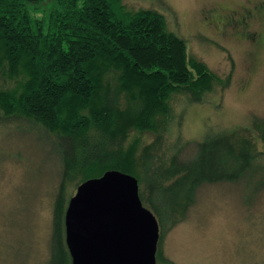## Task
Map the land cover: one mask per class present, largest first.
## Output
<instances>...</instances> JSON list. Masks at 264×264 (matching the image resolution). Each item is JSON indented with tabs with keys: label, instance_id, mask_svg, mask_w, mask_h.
I'll return each mask as SVG.
<instances>
[{
	"label": "trees",
	"instance_id": "1",
	"mask_svg": "<svg viewBox=\"0 0 264 264\" xmlns=\"http://www.w3.org/2000/svg\"><path fill=\"white\" fill-rule=\"evenodd\" d=\"M37 1L0 0V123L39 130L58 154L49 264H71L66 185L107 169L134 175L142 203L167 228L185 218L202 184L264 188L263 116L207 127L191 152L179 134L166 143L172 120L183 118L175 96L200 102L219 78L188 56L162 13L121 0H49L38 15ZM131 129L153 136L137 149L138 140L126 143Z\"/></svg>",
	"mask_w": 264,
	"mask_h": 264
},
{
	"label": "rangeland",
	"instance_id": "2",
	"mask_svg": "<svg viewBox=\"0 0 264 264\" xmlns=\"http://www.w3.org/2000/svg\"><path fill=\"white\" fill-rule=\"evenodd\" d=\"M121 2L129 10L162 13L167 29L184 39L188 56L219 78L200 102L175 96L183 118L180 125L172 120L166 143L179 134L190 141L182 152H191L207 127L234 128L252 115L264 117V0ZM52 5L38 0L34 11L41 15ZM152 136L131 129L126 143L138 140V149ZM44 137L0 123V264H49L60 162ZM75 187L68 183L65 193ZM250 187L228 181L199 186L185 218L159 227L158 264H264V188Z\"/></svg>",
	"mask_w": 264,
	"mask_h": 264
},
{
	"label": "water",
	"instance_id": "3",
	"mask_svg": "<svg viewBox=\"0 0 264 264\" xmlns=\"http://www.w3.org/2000/svg\"><path fill=\"white\" fill-rule=\"evenodd\" d=\"M159 225L137 178L107 169L76 185L64 211L71 264H156Z\"/></svg>",
	"mask_w": 264,
	"mask_h": 264
}]
</instances>
